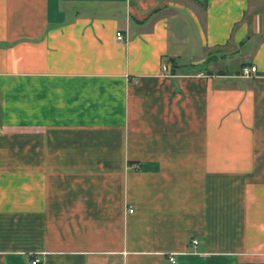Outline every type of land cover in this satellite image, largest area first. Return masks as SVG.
<instances>
[{
    "label": "crops",
    "instance_id": "obj_1",
    "mask_svg": "<svg viewBox=\"0 0 264 264\" xmlns=\"http://www.w3.org/2000/svg\"><path fill=\"white\" fill-rule=\"evenodd\" d=\"M36 258L264 264V0H0V264Z\"/></svg>",
    "mask_w": 264,
    "mask_h": 264
},
{
    "label": "built area",
    "instance_id": "obj_2",
    "mask_svg": "<svg viewBox=\"0 0 264 264\" xmlns=\"http://www.w3.org/2000/svg\"><path fill=\"white\" fill-rule=\"evenodd\" d=\"M116 39H117V41H119V42H124V41L126 40V37H125V35H124L122 32H117V34H116ZM163 70H164V71H167V67L164 66V67H163ZM256 72H257V68L254 67V66H252V67H244V68L242 69V71H241V75H242L243 77H245V78H251V77H253V75L256 74ZM132 212H133V210L131 209V210H130V213H132ZM194 243L196 244L197 242L195 241ZM170 260H171L172 263H175V262H176V260H175V258H174L173 256L170 257ZM39 263H41V260H40L39 258H36V259L33 261V264H39Z\"/></svg>",
    "mask_w": 264,
    "mask_h": 264
}]
</instances>
